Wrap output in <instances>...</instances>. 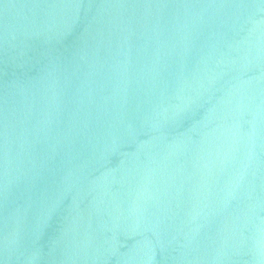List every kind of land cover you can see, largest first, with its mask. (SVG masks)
Here are the masks:
<instances>
[{
    "label": "water",
    "instance_id": "95a60500",
    "mask_svg": "<svg viewBox=\"0 0 264 264\" xmlns=\"http://www.w3.org/2000/svg\"><path fill=\"white\" fill-rule=\"evenodd\" d=\"M0 264H264V0H0Z\"/></svg>",
    "mask_w": 264,
    "mask_h": 264
}]
</instances>
